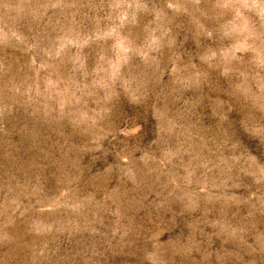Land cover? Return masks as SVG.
Wrapping results in <instances>:
<instances>
[{
  "label": "rangeland",
  "instance_id": "1",
  "mask_svg": "<svg viewBox=\"0 0 264 264\" xmlns=\"http://www.w3.org/2000/svg\"><path fill=\"white\" fill-rule=\"evenodd\" d=\"M0 264H264V0H0Z\"/></svg>",
  "mask_w": 264,
  "mask_h": 264
}]
</instances>
